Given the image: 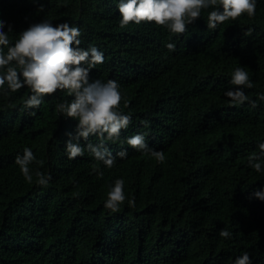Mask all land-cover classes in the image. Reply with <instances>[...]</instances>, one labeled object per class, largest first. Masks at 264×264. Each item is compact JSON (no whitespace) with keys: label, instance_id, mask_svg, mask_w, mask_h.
Wrapping results in <instances>:
<instances>
[{"label":"trees","instance_id":"16d2710c","mask_svg":"<svg viewBox=\"0 0 264 264\" xmlns=\"http://www.w3.org/2000/svg\"><path fill=\"white\" fill-rule=\"evenodd\" d=\"M119 3L0 0L9 46L42 21L79 28V47L104 56L90 80L116 81V111L130 117L118 139L90 135L79 141L84 154L69 159L78 121L57 105L73 97L58 90L26 108L28 87L0 88V264H234L244 253L264 264V201L254 195L264 191V0H255L253 16L215 29L208 14L223 8L202 9L183 34L154 22L122 28ZM237 67L252 84L241 86L242 104L225 96L238 87L230 83ZM134 135L162 151L163 162L129 146ZM89 143H103L114 165L97 161ZM25 148L35 156L31 183L15 163ZM253 155L259 172L249 164ZM37 171L51 177L46 185ZM117 179L125 200L114 212L105 203ZM222 229L230 238L220 237Z\"/></svg>","mask_w":264,"mask_h":264},{"label":"clouds","instance_id":"9594fccd","mask_svg":"<svg viewBox=\"0 0 264 264\" xmlns=\"http://www.w3.org/2000/svg\"><path fill=\"white\" fill-rule=\"evenodd\" d=\"M219 4L223 11H211L208 14L207 27L215 29L218 24H223L231 19L236 20L244 13L249 17L255 14V0H120L118 11L120 13V27L127 26L130 22L140 24L142 22H154L159 26L176 34H183L186 25L192 24L200 17L201 10ZM43 10V6L39 9ZM5 22L0 20V46L7 47L5 54L0 48V70H5L0 75V88L7 83L8 89L15 92L23 87H28L32 95L25 101L26 108H37L43 102V97L59 91H67L73 99L59 103L57 110L67 118L78 121L76 135L69 134L70 139L66 143V153L69 159H74L84 154V148L79 141L87 140L90 135H96L103 140L107 134L108 140L119 138L122 129L130 124V117L116 111L121 102L119 85L114 80L102 82L90 80V69L104 62L103 53L95 47L87 50L79 47L78 39L81 33L79 28L68 23L53 25L48 21L31 24L19 34L14 46H9L8 33L12 28L8 26V33L4 32ZM169 50H174L175 45L169 43ZM14 62V63H13ZM87 64L88 67H83ZM19 69V71H17ZM231 84L238 86L234 90L225 92L233 104H242L248 99L241 86L252 87L247 72L243 67H237L232 75ZM264 100V95L259 97ZM252 107H256L253 103ZM75 140L76 142H73ZM127 144L134 149L151 155L163 162L164 153L150 149L145 143L143 135H134L127 139ZM88 151L97 161L103 162L111 168L116 157L104 146L103 143L93 146L87 144ZM260 156H264V143L259 144ZM121 159L126 158L125 151L116 154ZM258 156L249 157V164L257 172L261 170L260 163H253ZM35 160L31 149L25 148L23 156H17L16 165L26 181L32 182L29 165ZM37 183L46 185L50 176L43 173H35ZM103 175V173H100ZM124 181L117 179L108 193L105 207L117 211L119 205L124 202ZM255 197L264 201V191L254 193ZM129 204H134L130 200ZM222 238H230L231 233L222 229L219 233ZM234 264H251L250 256L244 253L236 258Z\"/></svg>","mask_w":264,"mask_h":264}]
</instances>
